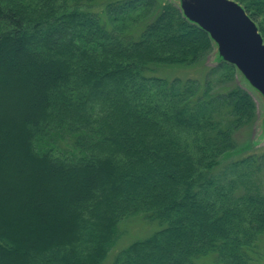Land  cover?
I'll return each instance as SVG.
<instances>
[{
	"label": "trees",
	"instance_id": "1",
	"mask_svg": "<svg viewBox=\"0 0 264 264\" xmlns=\"http://www.w3.org/2000/svg\"><path fill=\"white\" fill-rule=\"evenodd\" d=\"M213 50L169 0H0V264H103L139 214L161 229L113 264H256L254 98L226 62L157 74Z\"/></svg>",
	"mask_w": 264,
	"mask_h": 264
},
{
	"label": "water",
	"instance_id": "2",
	"mask_svg": "<svg viewBox=\"0 0 264 264\" xmlns=\"http://www.w3.org/2000/svg\"><path fill=\"white\" fill-rule=\"evenodd\" d=\"M176 1L183 16L208 33L217 48L218 64L235 66L264 99V39L243 6L234 0Z\"/></svg>",
	"mask_w": 264,
	"mask_h": 264
},
{
	"label": "rangeland",
	"instance_id": "3",
	"mask_svg": "<svg viewBox=\"0 0 264 264\" xmlns=\"http://www.w3.org/2000/svg\"><path fill=\"white\" fill-rule=\"evenodd\" d=\"M169 1L178 7L180 6L179 1ZM217 64V48L214 47L213 52L202 63L194 66L192 69L159 71L157 74L164 77L169 76V78L175 76L187 77L195 75V77L199 78L202 83H205L207 71L210 67H214ZM235 82L252 95L257 107L256 122L251 127L241 129L237 134V142L241 150H243L235 159L248 156L249 154L252 155L253 160L250 163V166L245 170L246 174H249L250 176L249 185L252 189L264 193V99L263 97L257 96L258 94L253 90L241 73L237 72ZM160 229L161 227L157 222L148 221L143 214L126 218L120 223L119 239L103 264H113L117 254L121 250L137 240L149 237ZM252 254L256 264H264V233L260 236ZM200 263L214 264L212 258H205Z\"/></svg>",
	"mask_w": 264,
	"mask_h": 264
},
{
	"label": "bare ground",
	"instance_id": "4",
	"mask_svg": "<svg viewBox=\"0 0 264 264\" xmlns=\"http://www.w3.org/2000/svg\"><path fill=\"white\" fill-rule=\"evenodd\" d=\"M257 95V94H256ZM258 96V95H257Z\"/></svg>",
	"mask_w": 264,
	"mask_h": 264
}]
</instances>
